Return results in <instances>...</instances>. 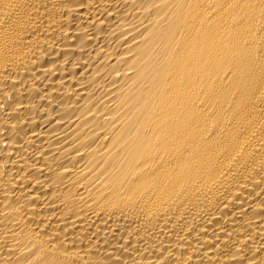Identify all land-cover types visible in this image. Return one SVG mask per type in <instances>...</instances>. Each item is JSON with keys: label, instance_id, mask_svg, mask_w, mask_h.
Listing matches in <instances>:
<instances>
[{"label": "bare ground", "instance_id": "6f19581e", "mask_svg": "<svg viewBox=\"0 0 264 264\" xmlns=\"http://www.w3.org/2000/svg\"><path fill=\"white\" fill-rule=\"evenodd\" d=\"M0 264H264V0H0Z\"/></svg>", "mask_w": 264, "mask_h": 264}]
</instances>
